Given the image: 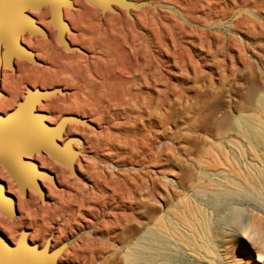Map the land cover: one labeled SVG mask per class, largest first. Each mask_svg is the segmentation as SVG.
<instances>
[{"label": "rangeland", "instance_id": "1", "mask_svg": "<svg viewBox=\"0 0 264 264\" xmlns=\"http://www.w3.org/2000/svg\"><path fill=\"white\" fill-rule=\"evenodd\" d=\"M80 1L87 5L75 6L76 13L72 16V21L80 30L75 29L71 34H83L85 26L101 23L102 29L106 27L109 31L106 37L101 38L102 43L105 41L104 46L107 47L110 45L109 41L114 39L111 45L116 46L117 40L120 39L119 33L104 21L102 10L90 5L86 0ZM145 1L149 4L134 10L142 12L150 7L162 11L176 27H181V31L191 34L187 36L188 39L203 42L205 52H200L201 68L198 72H190L191 74L182 78L183 85L180 86L178 95L183 94V99L170 96L165 108L157 109L154 104L145 112L143 121L139 119L132 138L137 141L142 154L135 156L133 162L128 160L130 157L124 149L119 154L107 150L102 152L103 134L96 133L88 140L81 136L80 131L71 135L79 136L84 141L83 145L77 144V149L84 152V174L77 172L78 176L73 175L74 177L84 183L86 177L98 179L101 176L103 180L111 182L113 179L122 185L128 176L137 178L140 184L144 180V184L135 194L134 221L124 222L117 229L118 242L102 238L91 229L82 227L74 232L67 229L65 235H58L59 239L55 243L52 242L53 247L67 242L69 249L65 252L77 253L75 245L86 240L93 241L98 237L102 242V254L95 264H129L127 255L144 249L149 250L152 258L140 264H250L248 249L255 259L260 255L264 259V151H251V146L247 145L248 139L242 137L238 128V119L245 115L257 114L260 95L264 94V0H186L177 6L154 0ZM192 7H198L200 11ZM115 8L119 13L117 5ZM93 9L103 15L94 18ZM31 37L30 39L34 38ZM51 45L56 49V62L54 66L44 63L53 68L50 70L51 75L55 73L49 77L60 78L71 74L70 68H64L60 61L64 57L68 59L76 52L65 50L58 41L52 42ZM187 47L188 45H185L186 49ZM77 53L84 55L88 62L100 56L99 52ZM56 57L60 60L58 63ZM67 59L65 61L69 62ZM70 63L73 68L79 64V75L84 73L85 64L77 61ZM30 66L39 65L30 63ZM92 76L95 82L102 81L99 77ZM22 83L18 86L19 100L24 98L20 97V94H25L28 87H34L27 80ZM55 85L50 88L61 86L69 90L68 94L85 93L86 98L92 100L80 80H75L68 89L61 83ZM89 88L91 86L88 84V90ZM117 94L118 90L111 89L105 93V97L111 99ZM77 104L83 110L73 107L70 112L62 114L59 109L46 112L53 114L54 119L64 115H78L89 121L100 119L102 109L90 113V104L86 101L78 100ZM101 123L97 124L100 129L109 126L105 119L101 120ZM120 136L124 137L123 134ZM103 168L107 170L104 174L101 172ZM69 175L72 176L70 172ZM9 179L14 182L10 177ZM153 182L157 184V192L153 189ZM69 187L71 186L61 184L57 186L64 197L70 191L75 199L76 193ZM19 194L22 195L20 192ZM29 194L30 192L22 196L29 199ZM69 197H65L63 205L55 196H48V202L38 199L31 203L32 211L29 210L28 214H22L20 211L21 216L18 218L3 217L7 221L25 219V226L24 220L13 227L15 232L20 233L26 228L30 233H34L38 229L40 237H36L32 242L43 246L49 237L48 234L56 227V222L53 219L51 221V218L60 209L57 206H68L73 200ZM43 203H47L45 208H42ZM31 214H34L33 217ZM43 215L45 220L41 219ZM30 222L33 226L36 223L35 228H32ZM229 235L233 238L230 239ZM66 255H63L59 264L67 260Z\"/></svg>", "mask_w": 264, "mask_h": 264}, {"label": "bare ground", "instance_id": "2", "mask_svg": "<svg viewBox=\"0 0 264 264\" xmlns=\"http://www.w3.org/2000/svg\"><path fill=\"white\" fill-rule=\"evenodd\" d=\"M154 1L177 6L183 4L186 0ZM74 3L76 7H85L87 5L84 1L80 0L74 1ZM195 7L192 8L196 9V11L197 9L199 10L198 7ZM118 10L119 13L114 12V14H111L112 11H110V13L108 11V14L107 12L105 14L103 13L105 16L104 21L108 24H111L112 28L117 30L120 36V39L116 42V46L118 45L117 47L115 45H111V43L115 41L114 39L110 40V45L105 47L104 44H106V42L103 41L102 43L101 38L106 37V33L109 32L106 27L102 29L103 25L101 23H93L89 24L87 27H84L85 32H83V34H71L73 30L75 31L76 29L77 31V29H79V26H77L72 21V16L76 13V8H65V20H67L71 26V30L67 31V39L73 46H78L80 50H73V52L75 51L76 53H72L71 55L69 54L71 57L68 59L64 57L62 60L63 62L58 60L59 58L57 59L56 57L58 60L57 63L60 61L62 64H64V68H70L71 72V74L62 76L60 78H50V70L52 71L53 68L44 65V63H46L54 66L56 62V49L55 46L51 45L52 42L57 41L56 29L52 27L53 25L51 26L47 23V20L50 18V9L46 7L42 10V12L39 11L40 13L31 12V14L37 19L38 24L44 27L48 31L49 35L48 37L37 35V37L34 36L33 39H30L29 34H27L22 40L25 46L35 51L36 56L40 61V63L37 64L39 66L31 67L28 60H20L17 58L14 62L16 67L14 72L11 69L3 67L2 91L4 96L0 99V113H7L17 106L18 102L20 101V98L17 94L18 86L23 80H27L28 83L34 87L40 86L42 89L50 88L57 83H61V85L63 84L67 88L70 86V84L72 85L75 80H80L83 83L85 89H87L88 94L91 95V101L86 98L85 93L71 95L68 94L69 90L64 89L65 94H58L46 99L42 104L39 105L38 111L53 112L54 110L59 109L61 111L60 114H62L63 112H70L73 107L77 110H83V108L81 109V106L77 104L78 100H83L90 104L88 108L90 109V113H94L98 109H102L100 119L97 121H89L91 123V128L87 125L85 126L76 123L70 124L67 127L65 137L61 140V142L63 143L66 139L72 137L71 135L77 131H80L82 134L81 136L85 137L87 140L89 137H91V135L93 136L96 133L100 135L103 134V142L101 141L103 144L102 152L107 150L112 151L115 154H119L120 151L124 149L127 150L126 152L130 157L128 160L133 162L135 156L142 154V151H139L137 141L132 138V134L138 125L139 119H142L143 121L145 112L151 106H154V104H156L157 109L165 108L169 102L170 96L180 97L181 99L184 98L183 94L178 95L180 91L179 88L183 85L182 78L190 72H198L200 70V52H205V46L203 42H199L196 39H188L187 36H191V34L181 31L180 26H178L180 27V29H178L176 24L170 21L169 16L162 11L152 9L150 7H147L142 12L135 11L134 9H132L130 12H127L125 9L120 7H118ZM196 11L194 10V12ZM93 12V16L96 19L100 15H103L101 12L97 13L94 11V9ZM176 21V23H178V20ZM183 29L185 30V28ZM76 34L78 33L76 32ZM185 45H188L189 48L187 47L186 49ZM210 47L211 45H209V48ZM77 51H81L82 53L99 52L100 56H97L93 61L88 62L86 57L81 53H77ZM65 59L72 61V63L77 61L79 63L81 62L85 64V67L83 68L85 69V71H83L84 73H80L79 75V72L77 71L79 69V64L76 68H73L70 61H65ZM89 69H91V71ZM92 75L99 77L102 79V81L95 82ZM88 84L91 86L89 90ZM111 89L118 90V94L115 98L106 99L105 93ZM21 96H25L24 92L20 94V97ZM106 100L108 102H106ZM258 102L259 108H256L258 111L256 115H245L238 119L239 131L242 134V137L244 136L246 139H248L247 145L251 146V151H264V94L260 95V101ZM55 118L56 119H54L53 114H51L49 122L55 124L61 119L60 116ZM104 119L108 121L109 126L104 127V129H100V125L97 124H102L101 120ZM122 134L124 137L120 136ZM73 145L75 148H77L76 143H73ZM33 160L38 162L41 168L50 170L55 175L57 180V182L54 183L55 185H53V182L51 183V181L48 182L45 181V179L42 180V185L45 190L46 202H48V196H50V198L51 196H55L57 198L56 200H58L63 205L66 196H70L71 198L74 197V194L70 193V191H68L69 193L64 197L62 192L57 188L59 184L62 186H71V190L76 193V198H72L73 200L69 202L68 206L66 204L62 207L57 206V208L60 209H58L54 217L51 218V221L53 219L56 222V227L50 234H48V232L46 233L49 235L48 238L46 237L47 239L51 238V241H54L55 243V241L59 239L58 235H65L67 229L71 232H74L76 229L87 227L102 238L114 242L119 241L117 231L118 227L124 222H129L131 220L134 221L135 219V194L141 185L144 184V180H142L143 182L140 184L137 178H130L126 176V179L123 180L124 182L122 185H119L113 179L111 182H108L106 179L103 180V177L100 176L101 179L99 177L98 179L86 177V182L83 183V181L77 179L73 175H69V170L63 167L64 165L61 166L57 164L46 153L42 154L41 157L40 154H37ZM84 163L85 158L83 155L76 161V172L81 174L83 173L85 165ZM56 168L61 169V171H58ZM84 172L88 173V171ZM101 172L104 174L107 172V170L103 168ZM238 175L240 178V174ZM9 177L10 176L8 175L7 171L4 170L3 166H0V179L4 181L7 192L13 195L16 199L17 216L15 218H18V216H21L20 211L22 214H28L29 210L32 211L31 203L35 200H38L39 196L36 192L33 193L29 190L28 192H30V198L28 199V197H23L19 194L15 182L10 180ZM153 184V189H155V192H157L158 187L156 186V182H153ZM35 203H37V201ZM46 204L47 203H43L42 208H45ZM33 206L37 207V205ZM33 215L34 214H31L32 217ZM41 219L45 220L44 215ZM24 220L15 219L7 221L5 217L0 215V234H4L7 239L16 243L20 233H16L15 228L13 227ZM25 222L26 220L23 222L24 226ZM30 225H32V223ZM34 226H36V223ZM34 226L32 228H35ZM44 227L45 226H43V228ZM29 228H31V226ZM50 228L52 227H49V229ZM203 228L205 229V227ZM41 232H43V230H41ZM39 234L40 233L37 229V231L35 230L34 233L29 234V239L34 241L36 237H40ZM229 237L230 239L233 238L231 235H229ZM47 239L44 241V244L47 242ZM101 245L102 242L98 237L94 238L93 241H83L81 244L75 245V248L77 247L76 249L79 253L65 252V254H67V260L63 261V264H95L98 262V258L101 257L102 254L100 250ZM72 247L75 249L74 246ZM63 255L59 258V261L62 259ZM247 255L248 259L250 260V264H264V259L261 255L257 256V259H255L251 253V250L249 249L247 251ZM151 258L152 255L147 249L141 251L138 250V252H130L127 255V261L129 264H140L145 260H151Z\"/></svg>", "mask_w": 264, "mask_h": 264}, {"label": "water", "instance_id": "3", "mask_svg": "<svg viewBox=\"0 0 264 264\" xmlns=\"http://www.w3.org/2000/svg\"><path fill=\"white\" fill-rule=\"evenodd\" d=\"M92 6L98 7L105 14L116 12L115 5L130 12L132 9H142L149 2L133 0H86ZM50 9L49 22L56 29L58 43L67 51L80 50L67 39L70 24L65 20V8L74 9L73 0H0V99L2 91L3 67L16 70L15 59L28 60L32 65L40 63L35 51L23 44L27 34L34 37H48V31L38 24L31 12ZM58 94H65L62 87L42 89L28 87L25 96L17 106L7 112L0 113V165L14 180L22 195L29 190L35 191L40 200H45V190L42 180L56 183L55 175L48 169L41 168L33 160L37 154H48L58 163L68 168L69 172L78 176L76 161L84 152L74 147L73 143L83 145L79 136L66 139L63 143L67 127L72 124L91 126L88 119L78 115H64L52 124L51 114L38 111V107L46 99ZM0 215L9 219L17 216L16 199L7 192L4 181L0 179ZM30 232L25 229L20 232L16 243L5 236H0V264H59V258L64 254L69 244L67 242L53 248L51 238L40 246L29 239Z\"/></svg>", "mask_w": 264, "mask_h": 264}]
</instances>
